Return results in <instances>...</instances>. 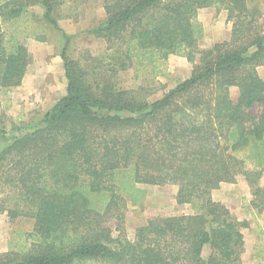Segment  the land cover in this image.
Masks as SVG:
<instances>
[{
  "label": "trees",
  "instance_id": "1",
  "mask_svg": "<svg viewBox=\"0 0 264 264\" xmlns=\"http://www.w3.org/2000/svg\"><path fill=\"white\" fill-rule=\"evenodd\" d=\"M258 2L104 0L105 20L90 34L107 47L85 64L68 55L70 36L58 19L63 0L0 2V94L21 87L31 65L15 26L33 7L66 39L67 80L66 95L0 151V215L34 221L23 243L0 253V264H243L248 224L212 194L244 176L250 206L264 212ZM208 9L227 11L231 37L199 50V13ZM171 56L194 68L160 98L149 101L147 87L117 85L118 74L133 68L162 75ZM5 134L0 125V139ZM140 186H176L177 205L193 214L149 219L130 239L125 209L128 199H144Z\"/></svg>",
  "mask_w": 264,
  "mask_h": 264
},
{
  "label": "rangeland",
  "instance_id": "2",
  "mask_svg": "<svg viewBox=\"0 0 264 264\" xmlns=\"http://www.w3.org/2000/svg\"><path fill=\"white\" fill-rule=\"evenodd\" d=\"M258 3L264 8V0H259ZM103 6L104 0H63L58 19L62 30L70 36L68 55L71 59L85 64L87 59L98 58L104 54L106 43L90 34V30L105 20ZM29 12L31 15L18 22L15 28L19 32V37L27 42L32 62L23 85L24 91L20 93L19 89H13L0 94V125L6 129L0 143V151L20 136L27 126L40 121L67 93L62 60L66 39L60 31L38 21L35 16L41 17L43 14L40 7L30 8ZM199 21L204 28V38L199 43V50L209 49L216 43L230 39L232 23L228 21L227 11L217 13L215 9L202 10L199 13ZM4 28L10 33L15 29L10 27V24H5ZM193 68L194 65L187 59L171 56L162 75L153 77L133 68L120 72L115 80L117 85L124 89L149 88L146 90L150 95L148 100L153 101L188 79ZM258 72L264 78V66L259 67ZM231 95L236 100L238 89L233 88ZM244 180V176H239L235 184L224 183L223 187L227 189L223 190L222 187L220 189L225 196L215 199H227L225 201L228 208L237 219L243 221L244 218H252L244 207L250 200L249 193L244 191ZM260 184L264 187V175ZM140 188L145 191L144 199L138 203L128 199L125 209V230L130 239H133L136 229L146 224L149 219L193 214L191 206L177 205L176 186ZM33 224L34 221L30 218L10 221L6 215H0V253L23 243V234L31 232ZM110 227L115 230L114 223L110 224ZM116 235L115 233L114 236Z\"/></svg>",
  "mask_w": 264,
  "mask_h": 264
},
{
  "label": "crops",
  "instance_id": "3",
  "mask_svg": "<svg viewBox=\"0 0 264 264\" xmlns=\"http://www.w3.org/2000/svg\"><path fill=\"white\" fill-rule=\"evenodd\" d=\"M29 70V68H28ZM28 75V72H27ZM27 75L24 79V82L21 87L16 88L20 93L24 91L23 85L27 79ZM3 137L0 139V143ZM222 187V188H221ZM221 189H227L223 187V184L220 186ZM219 188V189H220ZM213 191V199L215 200L216 197H223L225 194L221 192V189ZM244 191L249 193L250 200L244 204L245 211L252 216V218H244L240 220L242 222H247L248 227L243 230L244 233V240H245V251L242 255L243 264H264V212L262 214H258L255 210L252 209L250 206V202L252 201L253 197L251 195L250 187L247 186V182L244 180ZM218 193V194H217ZM227 199L221 198L220 200H215L217 202H221L222 204L226 205ZM227 206V205H226ZM228 207V206H227Z\"/></svg>",
  "mask_w": 264,
  "mask_h": 264
}]
</instances>
